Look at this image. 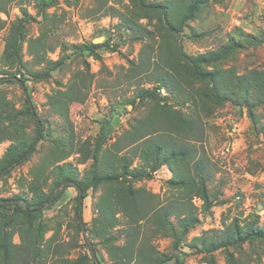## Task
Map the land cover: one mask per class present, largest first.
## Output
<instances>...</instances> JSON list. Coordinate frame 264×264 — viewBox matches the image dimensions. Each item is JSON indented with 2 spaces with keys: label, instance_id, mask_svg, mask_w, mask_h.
Returning a JSON list of instances; mask_svg holds the SVG:
<instances>
[{
  "label": "rangeland",
  "instance_id": "374dc122",
  "mask_svg": "<svg viewBox=\"0 0 264 264\" xmlns=\"http://www.w3.org/2000/svg\"><path fill=\"white\" fill-rule=\"evenodd\" d=\"M12 30L18 37L15 62L4 52ZM96 37H103L101 47L82 48ZM33 38H38L33 45L40 50L46 44V60L39 65L29 51ZM232 41L237 48L224 59L197 58ZM157 66L170 72L173 85L152 80ZM252 69L264 70V0H0V130L6 136L0 143V162L11 144H35L26 162L0 171V224L16 230L12 242L25 241L19 227L8 224L17 222L21 207L9 206L6 199L23 195L27 201L20 205L31 207L36 193L65 190L57 202H48L28 219L32 228L43 224L46 231L39 238L38 254L27 264H97L95 259L117 264L113 247L126 242V218L116 210L113 228L96 209L110 188L131 190L142 199L149 194L154 206L191 201L198 214L197 224L180 243L156 231L154 216L140 221L138 245L145 262L156 257L160 264H264V104L253 103L254 125L248 106L215 98L214 84L203 75L205 70L229 74V90L240 94L237 78ZM70 88L77 94L71 95L74 101L66 117L47 100L48 94L69 93ZM143 89L150 92L145 99L139 97ZM157 102L168 104L184 122L196 121L198 139L185 129L173 131V137L194 148L196 158L207 164L211 207L205 210L201 197L189 198L187 189L171 184L173 162L153 168L138 153L132 155L131 168L150 175L96 180L86 187L80 215L78 189L62 186L57 166L79 183L93 171L100 177L105 170L121 173L118 154L132 152L105 149L117 139L131 142L142 124L162 128L165 117L149 116ZM29 106L42 120L43 137ZM106 119L114 126V137L99 138ZM84 142L92 150L102 145L98 157L92 152L86 156ZM170 220L176 223V215ZM226 228L245 239L203 250L201 238L218 239ZM252 232L261 235L248 239Z\"/></svg>",
  "mask_w": 264,
  "mask_h": 264
},
{
  "label": "trees",
  "instance_id": "16d2710c",
  "mask_svg": "<svg viewBox=\"0 0 264 264\" xmlns=\"http://www.w3.org/2000/svg\"><path fill=\"white\" fill-rule=\"evenodd\" d=\"M38 38H33L30 40L29 51L32 54V60L36 65L42 64L46 60L45 49L46 44H42V49L40 50L37 46L33 45ZM18 37L12 31H10L4 52L5 56L11 62L16 61V55H18L19 48L17 45ZM103 44H94L90 42L83 45V49L93 51L94 49L101 47ZM237 43L232 41L230 46L222 47L223 50H212L209 52L201 53L197 56L199 60L208 61L214 60L218 61L224 59L225 57L233 54L237 48ZM205 78H208L214 84L213 96L218 100L225 101L230 100L233 103L248 106L250 109L251 121L256 125V117L252 111L253 103L264 104V70L252 69L246 75L238 76L236 86L243 91V93L237 94L236 92L229 90L231 86L232 77L229 74H225L217 70H205L203 73ZM152 80L159 83L160 86L173 85L174 78L169 71L164 70L161 66H157L153 75ZM7 82H12V79L6 80ZM21 82L25 80L21 79ZM173 90L172 88H168ZM77 94L74 89L70 88V92L58 90L54 93L48 94V104L51 108L62 115L67 117V112L70 103L74 101L71 95ZM150 94L148 89H143L140 98H146ZM169 105L165 103L157 102L151 106V111L149 116L153 120H160V117H165V124L162 128H152L151 125L142 124L140 128L135 131V137L128 143L117 139L113 141L109 148L105 150L122 152L124 149L132 153L118 154L121 166V173H117L114 170H105L103 175L100 177L97 171H93L91 176L85 178L80 183L75 181L70 173H64L60 166H57L60 176L63 177V182L66 180H73L75 184H68L67 186H76L78 189V197H86V187L95 184L100 178H106L111 180H119V178H128L127 176H132L134 178L149 176L150 172L140 168H131L133 157L138 153L148 162H153L154 166L159 165L163 162H173L172 172L173 181L171 184L174 186L183 187L188 190L189 198L197 195L204 200V209L208 210L211 207L210 195L206 186L207 178L209 177V171L207 169V164L203 159L196 158V150L192 147H187L184 144H178L177 140L173 137V131L180 132L185 129L193 134L194 140L199 137V130L196 129L197 124L194 119H189L184 122L180 118L177 112L168 109ZM31 113L36 118L37 124L39 125V136H44L42 120L35 110V107L29 106ZM172 111V112H171ZM168 114V115H167ZM167 120V121H166ZM163 124V123H162ZM166 125V126H165ZM264 129V127L262 128ZM165 130V131H163ZM114 132V126L111 124L109 119H106L101 127V133L99 138H112ZM164 132V133H162ZM5 134L0 130V143L5 140ZM102 145L100 144L94 150H92L89 142L83 143V150L88 156L90 152L93 153V157H98V153L101 150ZM35 150V144H22L17 146L16 144H11L8 147L6 154L3 156L0 162V171H9L16 165L26 162L29 158L30 151ZM131 155V156H130ZM69 156V152L63 155L64 158ZM88 158V157H86ZM178 161H182L185 165L180 166ZM113 165L111 164V167ZM65 190H58L57 192H52L50 194L46 193H36L31 207L21 206L20 201L27 199L20 195L19 199L8 198L5 203L9 206L21 207V213L18 214L17 222L12 220L8 221L10 227L18 226L20 232L22 233V238L25 239L22 243H13L12 237L16 230L11 229L7 231L5 224H0V256L4 255V260L0 261V264H15L16 261L21 260L24 264L28 263V260L38 254V241L40 237L44 236L46 229L43 224H40L37 228H32L29 223V218L39 214L48 202L55 203L63 195ZM117 206L118 208L113 209ZM96 209L98 210L99 216L104 217L106 225L110 227H115L118 223V218L116 216V210L122 212L126 218V242L123 245L114 246V257L116 263L127 262V264H160L156 257H149V262H145V251L138 245V235L140 230L137 228L138 223L143 219H149L152 216L155 217L154 223L156 225V231L158 233L171 234L175 237L177 243L181 242V239L187 235L189 230L195 226L199 220L198 214L191 201L183 202L178 201L177 205L170 203L169 205L164 204V202L152 205V201L149 199V194L145 198H141L132 191H127L122 188H110L106 193H104L99 202L96 204ZM31 210H37L32 212ZM175 214L177 217V222L174 223L170 220V215ZM112 217V222L110 220ZM7 224V225H8ZM160 233V234H161ZM161 234V235H165ZM261 235L252 232L248 239H254L256 236ZM245 238H240L238 234H234L232 228H226L223 230L222 234L218 239L201 238L203 242V250L211 251L216 250L220 247L229 246L237 243L238 241H243ZM209 241V242H208ZM98 263V261L95 259ZM62 264H69L68 262H62ZM123 264V263H122Z\"/></svg>",
  "mask_w": 264,
  "mask_h": 264
},
{
  "label": "water",
  "instance_id": "95a60500",
  "mask_svg": "<svg viewBox=\"0 0 264 264\" xmlns=\"http://www.w3.org/2000/svg\"><path fill=\"white\" fill-rule=\"evenodd\" d=\"M102 41H103V37H96V38L93 39V43L94 44L102 43ZM23 87H24V90L27 92L26 87L24 86V84H23ZM30 104L32 105V101H30ZM68 184H75V181H73V180H66V181L63 182L62 186H66ZM80 200H81V204H80V215H81V206H82L83 197H81ZM26 208H27V206H26ZM31 211L34 212L36 210H31ZM92 252H93L94 257H95L94 250Z\"/></svg>",
  "mask_w": 264,
  "mask_h": 264
}]
</instances>
